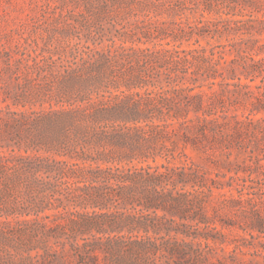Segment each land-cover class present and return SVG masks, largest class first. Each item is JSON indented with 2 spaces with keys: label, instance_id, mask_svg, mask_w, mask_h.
Returning a JSON list of instances; mask_svg holds the SVG:
<instances>
[{
  "label": "trees",
  "instance_id": "1",
  "mask_svg": "<svg viewBox=\"0 0 264 264\" xmlns=\"http://www.w3.org/2000/svg\"><path fill=\"white\" fill-rule=\"evenodd\" d=\"M68 1L42 54L59 88L10 111L0 143V264H248L245 238L148 233L205 187L206 171L172 162L188 143L264 137V0ZM227 93L251 98L242 118L220 120Z\"/></svg>",
  "mask_w": 264,
  "mask_h": 264
},
{
  "label": "rangeland",
  "instance_id": "2",
  "mask_svg": "<svg viewBox=\"0 0 264 264\" xmlns=\"http://www.w3.org/2000/svg\"><path fill=\"white\" fill-rule=\"evenodd\" d=\"M73 7L74 3L68 0H0V143H12L10 111L49 107L48 102L43 101L59 88L58 70L42 60V54H47V48L56 42L54 29L61 26L60 14ZM262 38L264 41V34ZM200 43L204 45L206 42L201 40ZM260 56L264 54L254 57ZM226 57L232 58L233 53L226 54ZM241 81L249 82L243 77ZM249 83L259 84L260 78ZM204 90L207 89L204 87ZM246 90L257 92L255 87L242 88V92ZM245 97L244 94L227 93L224 106L218 103L221 105L217 113L226 116L220 120L232 119L234 115L242 118L248 113L251 98L247 97L243 102ZM262 115L263 112H259L255 117ZM171 140L183 145L180 134L165 143L169 144ZM8 149L3 148L5 152ZM184 151L187 159L180 156L172 162H193L200 171L207 172L205 187L213 183H221L223 187H212L208 193L205 187L193 189L187 186L188 194L180 201L179 210L158 209V215H162L158 219L160 227L155 232L149 231L148 235L245 238L244 254L238 256L248 264H264V137L258 133L254 143L246 148L219 146L202 151L188 143ZM157 161L164 160L157 158ZM233 245L229 244L228 249Z\"/></svg>",
  "mask_w": 264,
  "mask_h": 264
}]
</instances>
